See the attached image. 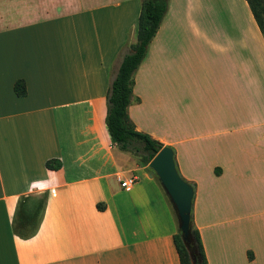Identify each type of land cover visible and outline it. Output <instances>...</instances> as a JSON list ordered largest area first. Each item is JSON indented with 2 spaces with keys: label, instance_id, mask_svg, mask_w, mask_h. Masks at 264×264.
<instances>
[{
  "label": "crops",
  "instance_id": "1",
  "mask_svg": "<svg viewBox=\"0 0 264 264\" xmlns=\"http://www.w3.org/2000/svg\"><path fill=\"white\" fill-rule=\"evenodd\" d=\"M140 9L141 0H0V264H180L167 196L105 123ZM204 9L168 0L127 112L194 183L208 264H264V38L246 0L226 4L225 21ZM42 195L37 232L19 237L18 201L34 208Z\"/></svg>",
  "mask_w": 264,
  "mask_h": 264
},
{
  "label": "trees",
  "instance_id": "2",
  "mask_svg": "<svg viewBox=\"0 0 264 264\" xmlns=\"http://www.w3.org/2000/svg\"><path fill=\"white\" fill-rule=\"evenodd\" d=\"M246 1L264 38V0ZM167 8L168 0H141L136 40L126 45L127 51L121 56L117 73L111 81L106 97L105 123L112 144L122 151L138 156L146 165L163 144L152 139L147 133L135 130L127 108L133 99V75L145 58L148 45L156 34ZM14 88L19 96L25 95L23 81H17ZM60 165L59 160L47 161L49 168H59ZM190 183L194 186V183ZM44 200L45 195L39 197L34 208H30L26 198L18 201L12 224L16 235L29 238L37 232L43 214ZM191 233L200 256L197 264H208L199 231L193 224ZM174 241L180 264H192L179 231L174 235Z\"/></svg>",
  "mask_w": 264,
  "mask_h": 264
},
{
  "label": "water",
  "instance_id": "3",
  "mask_svg": "<svg viewBox=\"0 0 264 264\" xmlns=\"http://www.w3.org/2000/svg\"><path fill=\"white\" fill-rule=\"evenodd\" d=\"M149 175L157 178L167 196L178 224V231L192 264L200 261L192 229L194 186L183 178L177 168L174 149L163 145L147 164Z\"/></svg>",
  "mask_w": 264,
  "mask_h": 264
},
{
  "label": "rangeland",
  "instance_id": "4",
  "mask_svg": "<svg viewBox=\"0 0 264 264\" xmlns=\"http://www.w3.org/2000/svg\"><path fill=\"white\" fill-rule=\"evenodd\" d=\"M234 0H203L205 19L228 20V13L225 11V5H233Z\"/></svg>",
  "mask_w": 264,
  "mask_h": 264
},
{
  "label": "built area",
  "instance_id": "5",
  "mask_svg": "<svg viewBox=\"0 0 264 264\" xmlns=\"http://www.w3.org/2000/svg\"><path fill=\"white\" fill-rule=\"evenodd\" d=\"M137 177L136 176H131L128 177L126 179H121V187L128 189L135 181H136Z\"/></svg>",
  "mask_w": 264,
  "mask_h": 264
},
{
  "label": "clouds",
  "instance_id": "6",
  "mask_svg": "<svg viewBox=\"0 0 264 264\" xmlns=\"http://www.w3.org/2000/svg\"><path fill=\"white\" fill-rule=\"evenodd\" d=\"M34 183H37V184H40V185H44L45 184L44 181H39V182H34Z\"/></svg>",
  "mask_w": 264,
  "mask_h": 264
}]
</instances>
